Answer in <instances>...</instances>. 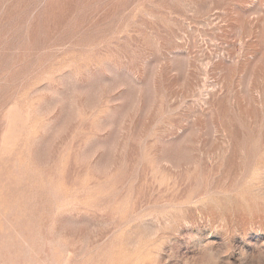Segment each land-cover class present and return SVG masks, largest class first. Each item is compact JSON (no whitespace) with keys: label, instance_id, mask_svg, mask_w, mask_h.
Here are the masks:
<instances>
[{"label":"rangeland","instance_id":"374dc122","mask_svg":"<svg viewBox=\"0 0 264 264\" xmlns=\"http://www.w3.org/2000/svg\"><path fill=\"white\" fill-rule=\"evenodd\" d=\"M0 264H264V0H0Z\"/></svg>","mask_w":264,"mask_h":264}]
</instances>
